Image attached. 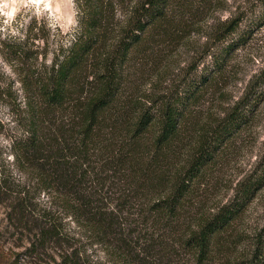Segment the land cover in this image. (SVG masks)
<instances>
[{"label": "trees", "instance_id": "16d2710c", "mask_svg": "<svg viewBox=\"0 0 264 264\" xmlns=\"http://www.w3.org/2000/svg\"><path fill=\"white\" fill-rule=\"evenodd\" d=\"M73 1L76 26L49 60L36 36L0 41V105L13 123L9 159L0 153V264H89L82 238L117 264H264V226L241 260L231 234L264 187V167L222 204L196 196L264 95L260 78L222 116L196 119L204 91L245 42L230 37L238 23L216 28L224 45L198 73L142 96L135 64L173 41L174 4L195 0ZM68 218L80 231L69 233Z\"/></svg>", "mask_w": 264, "mask_h": 264}, {"label": "rangeland", "instance_id": "374dc122", "mask_svg": "<svg viewBox=\"0 0 264 264\" xmlns=\"http://www.w3.org/2000/svg\"><path fill=\"white\" fill-rule=\"evenodd\" d=\"M176 2L173 14L178 22L173 41L167 40L153 47L155 54L145 55L138 64L136 59L134 80H139V94H163L183 80L198 73L203 63L224 45L214 37L216 28L234 20L237 28L230 37L243 36L245 42L227 56L224 70L209 85L194 109L200 123L220 117L240 100L249 85L260 78L264 83V0H208L194 4ZM0 4V41L10 37L36 36L35 43L47 49V60L61 39L76 26V8L73 0H4ZM229 37V39H231ZM229 39L227 41H229ZM63 40V39H62ZM140 62V61H139ZM2 67L13 78L9 66ZM132 78V77H131ZM15 87H19L16 83ZM260 91L264 85H260ZM11 113L0 105V153L9 159ZM264 167V95L258 101L250 121L223 147L216 162L197 184L196 196L204 207L226 202L235 184L251 171ZM2 209L0 208V218ZM69 233L80 231L65 219ZM264 226V187L259 190L241 217L235 222V255L244 259L250 250L255 233ZM82 231V230H81ZM76 246L89 264H117L106 255L100 245L90 239L76 240ZM178 254L183 255L178 249ZM185 257V256H184ZM188 259V256L185 258Z\"/></svg>", "mask_w": 264, "mask_h": 264}, {"label": "clouds", "instance_id": "9594fccd", "mask_svg": "<svg viewBox=\"0 0 264 264\" xmlns=\"http://www.w3.org/2000/svg\"><path fill=\"white\" fill-rule=\"evenodd\" d=\"M0 4H3L4 6H6V4H4V0H0Z\"/></svg>", "mask_w": 264, "mask_h": 264}]
</instances>
